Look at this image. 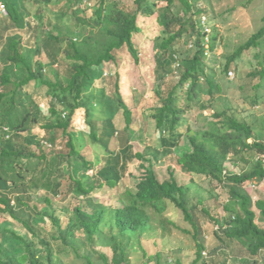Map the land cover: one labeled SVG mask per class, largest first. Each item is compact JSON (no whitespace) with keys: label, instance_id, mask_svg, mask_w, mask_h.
<instances>
[{"label":"trees","instance_id":"trees-1","mask_svg":"<svg viewBox=\"0 0 264 264\" xmlns=\"http://www.w3.org/2000/svg\"><path fill=\"white\" fill-rule=\"evenodd\" d=\"M196 1L97 0L92 4L90 0H0L6 11L0 13V213L22 224L31 236L27 240L0 225V264H64L55 254L53 243H60L59 253L64 250L76 259H85L86 264H134L132 257L138 252L132 249L130 255L128 248L146 225L141 204L151 205L156 211L167 202L174 205L197 239L200 231L194 210L187 207L185 187L178 183L174 169L168 167L169 176L161 181L154 170L160 156L173 154L179 171L189 175L192 183L204 177L214 189L227 190L225 217L212 216L202 208L216 225L212 234L217 244L209 252L210 258L207 255L204 260V246L197 242V257L203 264H262L257 257L264 252V226L256 222L252 205L264 217V201L252 204L243 187L264 182V141L256 138L250 125L223 111L213 113L214 121L205 130L192 129L185 118L192 108L208 110L222 92L216 54L221 35L214 29L210 37L205 36L200 20L207 12L198 10ZM176 3L181 7L174 11ZM88 10H92L90 17L85 15ZM181 12H192L189 32ZM44 16L50 18L49 28L44 26ZM194 16L198 17L197 28ZM138 17H155L161 32L151 41L155 79L159 84H172L163 94L158 93V106L151 115L159 147L152 148L151 158H146L133 152L126 137L121 148L111 150L109 142L117 133L113 118L89 120L90 139L105 152L96 168L79 152L70 119L78 109L89 114V103L97 99L94 93H86L93 79L92 68L110 64L114 53L124 47L138 61L133 42L142 32ZM204 18L208 20L206 15ZM263 36L261 28L225 58L221 73L227 81L228 72L237 66L239 58L259 47ZM183 37L192 47L179 53L177 42ZM251 76L264 77V69ZM32 83L45 88V95L30 92ZM114 90L117 104L111 106L123 112V134L127 136L132 111L124 104L118 83ZM34 130L43 133L41 141L34 136ZM61 136L59 145L57 138ZM248 152L257 156L253 165L248 171L235 172L237 161L250 163L245 158ZM135 159L143 161L144 174L128 201L119 200L120 206L111 207L90 198L97 190L117 189ZM89 169L93 170L90 175ZM66 175L68 186L63 187ZM39 191H44L41 201L50 207L49 214L45 208L29 204ZM71 195L86 203L75 206L73 216L63 225L52 201L63 202ZM36 217L52 222V236L44 237ZM8 237L22 244L21 254L1 250L2 240ZM236 245L247 255L231 260L228 250ZM36 246L42 251L37 252ZM97 248L110 249L111 258ZM139 248L142 264H149L147 252L141 245ZM82 249L90 254L84 256ZM217 254L222 256L220 261L214 260Z\"/></svg>","mask_w":264,"mask_h":264},{"label":"rangeland","instance_id":"rangeland-1","mask_svg":"<svg viewBox=\"0 0 264 264\" xmlns=\"http://www.w3.org/2000/svg\"><path fill=\"white\" fill-rule=\"evenodd\" d=\"M90 1L92 4L97 2V0ZM129 1L131 2V0ZM196 2L198 10L207 12L205 14L208 18L206 20L207 32H204L205 36L210 37L214 29L219 33V36L221 35L216 54L218 59L217 75L222 92L208 110L200 111L197 108H192L187 112L185 114L187 123L194 130H205L208 124L214 121L213 113L223 111L236 118L239 122L250 125L256 138L264 141V77L254 78L251 76V73H257L262 68L264 69V36L260 40L259 47L245 52L239 58L237 66L228 72L227 76L230 81H227L225 75L221 73L225 58L232 55L253 33L264 28V0H197ZM180 7L181 5L176 3L173 6V10L176 11ZM32 11L35 13L37 8L32 9ZM91 13L92 10H88L85 15L90 17ZM44 17V26L49 28L50 24L48 22H50V18L49 16ZM181 17L186 20V29L189 32L191 30L190 20L192 19V12L189 14L181 12ZM193 19L197 28L198 17L194 16ZM200 21L203 22V20ZM155 23V17H138V25L142 32L133 39L134 46L138 52V61L124 47L114 53L115 59L110 64L102 68H92L91 76L93 79L88 83L86 93H94L97 99L95 98L94 101L89 103V114H86L84 109H78L70 119L71 129L75 135L74 139H76V146L79 152L96 168L100 167V160L105 155V152L100 145L92 143L89 136V120L100 121L104 116L113 118L117 133L109 142V149L111 150L121 148L126 137L133 146V152L142 153L146 158H151L152 148L159 147V134L155 129V122L151 115L153 109L158 106V93L163 94L165 88L172 84L168 81L159 84L155 79L154 53L151 41L161 33L160 28ZM175 29L177 30L178 26H175ZM189 44L188 38L184 39L183 37L177 42L176 49L179 53H184L190 49ZM43 58V61L46 62V57ZM229 73H232V76ZM176 75L177 73L171 77V80ZM115 83L119 84V91L124 104L132 111V124L127 136L123 134L126 125L123 112L121 110L116 112L111 106L117 104L115 101ZM28 89L39 96L45 95L46 91L45 88L39 87L34 83L30 84ZM33 134L39 141L42 140L43 133L40 130H34ZM61 141L62 136L57 138L59 145H61ZM184 142L185 140H183L182 144ZM52 153H56V151H52ZM176 158L174 154L163 158L160 156L159 163L154 164V170L161 181L168 178V167L174 169L178 183L185 187L187 207L194 210V220L200 231L199 237L197 239L193 237V228L184 221L182 213L174 205L167 202L159 207L160 211H156L151 205L141 204L140 208L146 225L143 231L136 234L135 237L137 238L130 241L128 248L130 249L128 252L130 255H132V249L138 252L137 256L134 255L133 259L131 258L135 261L134 264H142L144 261L142 253L139 252L140 245L149 256L148 259L151 261L149 264H203L202 260L197 257V242L203 244L204 250L202 252H205L208 258H210L209 252L217 244L212 234L216 225L208 219L202 208H207L212 216L225 217L223 205L228 198L227 190L224 188L214 189L204 177H197L195 182L192 183L189 175L179 171L175 164ZM245 158L250 163L244 164L241 161H237L238 165L234 168L235 172H239L242 169L248 171L253 165L252 161L256 160L257 156L252 152H248ZM142 162L140 159H135L132 162L117 189L104 188L103 190H97L90 198L111 207L120 206L119 200L123 203L128 201L131 193L135 192V184L144 174V170L141 167ZM144 165L148 166L147 163ZM64 168L66 169L67 165ZM92 173L93 170L89 169L88 174ZM66 176L67 178L63 180V187L64 185L68 186L66 181L68 180V175ZM254 185V188L249 185L243 187V192L249 195L252 204H255L258 200L264 201V182L260 185ZM33 195L32 201L30 200L29 203L30 206L38 209L45 208L48 214L51 213L50 207H47V204L41 201L44 191L36 192ZM60 202L57 199L52 201L56 208V215L60 218L63 225H66L68 218L73 216L74 207L86 203V200L71 195L65 201ZM252 207L257 216L256 222L264 226V217L261 216L255 205H252ZM36 219L43 226L44 237L52 236L54 233L52 222L42 217H36ZM0 225L27 240L31 237L22 224L5 214L0 213ZM104 231L108 232L109 227L105 226ZM48 241L51 242V238ZM1 244L2 251L13 252L17 255L22 252V244L12 240L10 237H8V240H2ZM58 246H60V243L52 244L55 254H59L64 264H86L85 259H76L73 254L68 255L64 250L59 253ZM36 247L37 252L42 251L40 246ZM97 251L105 253L109 258L112 256L110 249L97 248ZM228 251L230 252L231 260L236 256L243 257L247 255L245 250L237 245ZM81 252L84 256L90 254L89 251L84 252L83 249ZM213 257L215 261L222 259L219 254ZM202 258L206 259L204 255H202ZM94 260L95 258L93 257L92 261ZM257 260L264 264V252L257 257Z\"/></svg>","mask_w":264,"mask_h":264},{"label":"built area","instance_id":"built-area-1","mask_svg":"<svg viewBox=\"0 0 264 264\" xmlns=\"http://www.w3.org/2000/svg\"><path fill=\"white\" fill-rule=\"evenodd\" d=\"M0 13L6 14V11H5V9L3 8V6L1 4H0ZM201 20H203V22H201V26L203 27L204 32H207L206 31V20H205L204 17H202ZM191 47H192V45L189 44V48H191ZM229 75L232 76V73H229ZM263 162H264V160H263ZM249 186L254 188L255 185L254 184H251ZM202 255H204L205 257L207 256V254L205 252H202Z\"/></svg>","mask_w":264,"mask_h":264}]
</instances>
